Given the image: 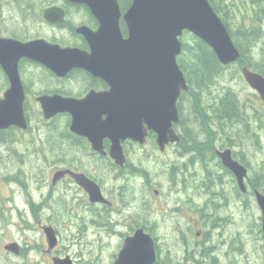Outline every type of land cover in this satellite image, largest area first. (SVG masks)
Instances as JSON below:
<instances>
[{
  "label": "flooded vegetation",
  "instance_id": "af4514ba",
  "mask_svg": "<svg viewBox=\"0 0 264 264\" xmlns=\"http://www.w3.org/2000/svg\"><path fill=\"white\" fill-rule=\"evenodd\" d=\"M15 1L0 0V37L22 41L44 38L61 47L90 51L77 31L80 25L98 27L86 5L35 0L34 9L17 8L22 17L36 16L37 27H50L53 36L46 37L31 31L30 26L15 27L10 22L14 11L10 4L14 8ZM52 7L62 9L61 24L45 18L46 9ZM15 30L26 32L15 36ZM0 69L7 77L1 64ZM19 70L28 127L0 128V250L4 251L0 259L5 253L24 263L50 260L54 264L55 258H70L73 264H116L127 240L142 229L154 240V264H238L240 206L253 209L258 205V188L251 183L253 164L238 150V126L227 124L222 129L220 123L212 120L210 124L205 112H199L205 128L191 127V100L198 99L182 95L190 93L189 87L177 101L179 120L172 125L177 137H169L161 145L158 134L147 129L144 142L120 139L125 157L120 164L111 155L113 141L109 137L98 135L94 145L72 128V114L62 111L47 119L39 100L54 94L82 100L92 90H108L103 79L83 68L59 76L28 58L20 60ZM9 87L8 78L0 80V98ZM249 119L248 115L247 131L252 133L257 126ZM228 149L248 168L246 191L222 160L221 153ZM78 174L99 186L101 200L92 199ZM16 214L21 223H16ZM9 222L10 226L21 225L23 230L18 231L24 237L2 241ZM50 230L54 237L48 235ZM12 243L15 249L6 248ZM75 246L80 249L78 254L72 251Z\"/></svg>",
  "mask_w": 264,
  "mask_h": 264
},
{
  "label": "water",
  "instance_id": "95a60500",
  "mask_svg": "<svg viewBox=\"0 0 264 264\" xmlns=\"http://www.w3.org/2000/svg\"><path fill=\"white\" fill-rule=\"evenodd\" d=\"M66 1L86 5L98 21L97 29L87 25L77 29L87 40L90 51L61 47L44 38L22 41L0 37V64L10 81V87L0 98V128L28 127L25 89L19 70L22 58L39 62L59 76L73 68H83L103 79L109 89L92 90L82 100L60 94L41 96L44 115L49 119L58 112H69L73 116L72 128L88 136L94 145L98 135L109 137L113 141L111 155L122 164L125 157L120 139L144 142L147 129L158 134L161 145L169 137H177L172 128L173 122L179 120L177 101L182 91L189 89L177 61L185 31L208 44L223 65L234 63L241 56L210 0H132L125 11L119 0ZM45 18L61 24L63 11L54 7L46 9ZM122 23L126 26V36ZM242 71L246 82L264 100V75L248 66ZM221 157L236 175L241 190L246 191L248 168L235 160L229 149ZM76 177L91 192L93 200L102 199L96 183L81 174ZM255 196L262 212L264 232V193L256 189ZM47 233L53 235L52 230ZM6 248L15 249L16 244H8ZM156 256L154 240L140 229L127 240L116 264H154ZM54 264L73 262L70 258H55Z\"/></svg>",
  "mask_w": 264,
  "mask_h": 264
},
{
  "label": "trees",
  "instance_id": "16d2710c",
  "mask_svg": "<svg viewBox=\"0 0 264 264\" xmlns=\"http://www.w3.org/2000/svg\"><path fill=\"white\" fill-rule=\"evenodd\" d=\"M34 1L16 0L14 8L22 11L25 10L24 8L34 9ZM119 1L122 8H126L131 2V0ZM210 2L226 23L241 53L236 62L238 66L235 65L238 67L237 72L235 69L232 79L236 80L238 75L243 78V66H248L250 69L264 75V0H242L241 6L237 5V0H210ZM23 18H25V21L37 22L36 16L30 18L24 14ZM123 29L126 31L125 26H123ZM25 32V30L12 31L15 36H23L19 33ZM181 40L182 51L178 56V63L188 80V85H190V93L183 92L182 95L190 94L198 99L191 100L192 116L190 118L192 123L190 126L205 128L203 118L199 115V112H205L210 124L214 120V122L220 123L222 129H225L227 124L230 127L233 125L238 126L237 134L241 145L246 139L250 138L255 146L259 147L261 145L259 134L264 129L263 118L259 117L258 114L256 115L257 127L254 132L250 133L247 131L249 130L246 115L248 107L245 106L246 102L244 103L239 92L231 84L227 88L224 87V91H221L223 88L221 90L217 89L220 84L219 78L224 76L225 70L230 65L236 63L223 65L213 49L192 33L185 32ZM6 79L7 77L0 69V80ZM40 80H43V78H40ZM217 97L220 98L215 101ZM211 100H214V103ZM196 143L197 141H195ZM208 149L206 146V150ZM260 169L251 179V183L264 193V167Z\"/></svg>",
  "mask_w": 264,
  "mask_h": 264
},
{
  "label": "rangeland",
  "instance_id": "374dc122",
  "mask_svg": "<svg viewBox=\"0 0 264 264\" xmlns=\"http://www.w3.org/2000/svg\"><path fill=\"white\" fill-rule=\"evenodd\" d=\"M242 0H237V5L241 6ZM12 6V4H10ZM10 6L11 12V20L10 22H13L15 24V27L20 28H27L31 27V31L33 32H39L41 35H45L46 37H52L53 31L50 27L47 25H38L36 26V22L33 23L30 21H25L20 15L18 9L13 8V6ZM25 9V8H24ZM23 14V13H21ZM230 16V13H229ZM189 37V35H187ZM235 65L238 66V64L230 65L228 69L225 70L224 76L220 77V84L218 86V90H221L224 87L227 88L228 85H232L233 88L239 92L240 97L246 102L245 106L248 107L247 109V118L248 115L250 116V121L252 124L256 123V115L258 114L259 117L263 118L264 122V102L255 95V91L249 86V84L245 81L244 77L242 78L240 75L236 76V80L232 79V76L234 75L233 72H237V68ZM241 69V68H240ZM216 89V90H217ZM218 92V91H217ZM219 93V92H218ZM221 97V96H220ZM219 97V98H220ZM258 112V113H257ZM258 120V119H257ZM37 123L39 121H36ZM248 122V120H247ZM260 123V122H259ZM264 126V124H263ZM249 135V134H248ZM260 143L261 145L259 147L255 146V143L252 139L248 138L242 143V145L239 143L238 150L244 151L246 153V157L252 162L253 169H252V175H255V173L258 170H261V167H264V129L260 132ZM0 172V176H1ZM16 223H21L19 220V216L15 215ZM262 213L261 209L257 204L254 205L253 209H245V207L240 206L239 210V262L238 264H264V232L262 230ZM18 229L23 230L21 225H12L6 224V227H4V232L1 235V240L6 241L13 238H21L23 236L21 231H18ZM24 237V236H23ZM75 254H78L80 249L78 247H74L72 249ZM4 252L3 249L0 250V253ZM7 254L2 253V258L0 259V264H53L50 260H46V262L42 263H24L20 258L18 259H10L7 256ZM104 255H106L104 253ZM5 256V257H4Z\"/></svg>",
  "mask_w": 264,
  "mask_h": 264
}]
</instances>
